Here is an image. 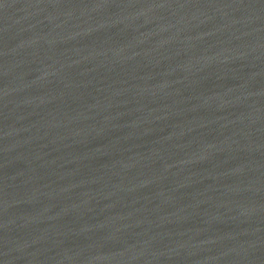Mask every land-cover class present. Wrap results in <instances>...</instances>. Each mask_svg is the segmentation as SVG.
<instances>
[{
    "label": "water",
    "instance_id": "1",
    "mask_svg": "<svg viewBox=\"0 0 264 264\" xmlns=\"http://www.w3.org/2000/svg\"><path fill=\"white\" fill-rule=\"evenodd\" d=\"M0 264H264V0H0Z\"/></svg>",
    "mask_w": 264,
    "mask_h": 264
}]
</instances>
